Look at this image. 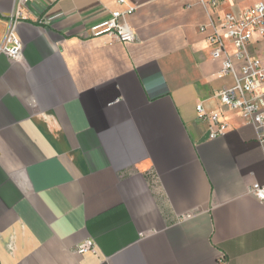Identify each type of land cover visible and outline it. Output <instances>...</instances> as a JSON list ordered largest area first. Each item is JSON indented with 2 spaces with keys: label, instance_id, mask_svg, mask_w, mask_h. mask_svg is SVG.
Segmentation results:
<instances>
[{
  "label": "crops",
  "instance_id": "1",
  "mask_svg": "<svg viewBox=\"0 0 264 264\" xmlns=\"http://www.w3.org/2000/svg\"><path fill=\"white\" fill-rule=\"evenodd\" d=\"M259 1L28 5L22 59L0 53V264H264V203L249 193L264 144L221 103L235 79L207 41L211 18ZM17 3L0 0V46ZM133 6V43L91 36ZM200 104L225 136L210 138ZM87 240L96 252L80 255Z\"/></svg>",
  "mask_w": 264,
  "mask_h": 264
},
{
  "label": "built area",
  "instance_id": "2",
  "mask_svg": "<svg viewBox=\"0 0 264 264\" xmlns=\"http://www.w3.org/2000/svg\"><path fill=\"white\" fill-rule=\"evenodd\" d=\"M33 0H18L17 7L8 17V30L0 46V53L13 61L22 59L24 48L19 35L20 24L27 19V8ZM228 0H200L211 10H217ZM122 6L127 0H116ZM136 6L124 11L111 12L109 17L90 28L92 37L111 35L122 43H133L136 34L129 17ZM211 33L207 41L212 57L221 62L222 76H231L235 85L219 92L221 103L231 111L239 112L255 128L258 140L264 144V0L245 7L240 13H226L221 20L211 18ZM207 28V27H206ZM205 31V27L202 28ZM200 118L210 124V138L225 136L229 125L220 112H208L203 105L197 106ZM249 193L264 203V184L254 183ZM77 252L84 255L96 252V243L87 240ZM224 260L222 259V263Z\"/></svg>",
  "mask_w": 264,
  "mask_h": 264
}]
</instances>
